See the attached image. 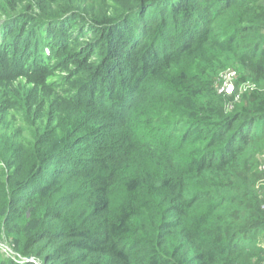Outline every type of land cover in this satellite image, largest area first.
I'll return each instance as SVG.
<instances>
[{
    "label": "trees",
    "instance_id": "trees-1",
    "mask_svg": "<svg viewBox=\"0 0 264 264\" xmlns=\"http://www.w3.org/2000/svg\"><path fill=\"white\" fill-rule=\"evenodd\" d=\"M2 4L0 264H264V0Z\"/></svg>",
    "mask_w": 264,
    "mask_h": 264
},
{
    "label": "built area",
    "instance_id": "built-area-1",
    "mask_svg": "<svg viewBox=\"0 0 264 264\" xmlns=\"http://www.w3.org/2000/svg\"><path fill=\"white\" fill-rule=\"evenodd\" d=\"M234 76H235V73H234V71H231V70H227L220 75V77H221L220 90L221 91H225L226 93H230L233 91ZM262 168H264V164H263Z\"/></svg>",
    "mask_w": 264,
    "mask_h": 264
},
{
    "label": "rangeland",
    "instance_id": "rangeland-1",
    "mask_svg": "<svg viewBox=\"0 0 264 264\" xmlns=\"http://www.w3.org/2000/svg\"><path fill=\"white\" fill-rule=\"evenodd\" d=\"M3 1L4 0H0V32L2 31V27H3L2 22L8 20L9 18H11L12 15H14V13L11 10L8 11L7 13H5V9H4V6L2 4ZM10 23H12V22H10ZM228 70L233 71L231 68H229ZM0 247L2 248V250L7 252V246L5 243L0 242Z\"/></svg>",
    "mask_w": 264,
    "mask_h": 264
}]
</instances>
